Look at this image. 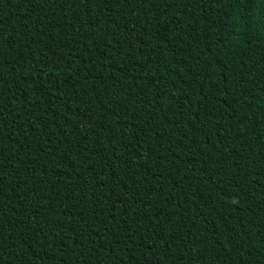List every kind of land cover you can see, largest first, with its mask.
Instances as JSON below:
<instances>
[{"label": "trees", "instance_id": "16d2710c", "mask_svg": "<svg viewBox=\"0 0 264 264\" xmlns=\"http://www.w3.org/2000/svg\"><path fill=\"white\" fill-rule=\"evenodd\" d=\"M0 264H264V0H0Z\"/></svg>", "mask_w": 264, "mask_h": 264}]
</instances>
